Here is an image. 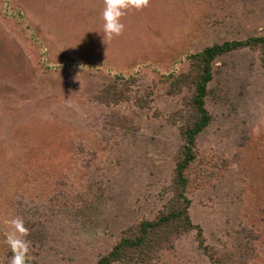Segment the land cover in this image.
<instances>
[{
    "label": "rangeland",
    "instance_id": "rangeland-1",
    "mask_svg": "<svg viewBox=\"0 0 264 264\" xmlns=\"http://www.w3.org/2000/svg\"><path fill=\"white\" fill-rule=\"evenodd\" d=\"M103 6L0 0V264L13 218L27 229L25 264H95L154 217L197 115L190 56L264 35V0H147L104 40ZM212 69V119L196 141L210 180L191 183L190 216L207 244L264 264V62L246 47ZM154 264L216 263L192 231Z\"/></svg>",
    "mask_w": 264,
    "mask_h": 264
},
{
    "label": "trees",
    "instance_id": "trees-1",
    "mask_svg": "<svg viewBox=\"0 0 264 264\" xmlns=\"http://www.w3.org/2000/svg\"><path fill=\"white\" fill-rule=\"evenodd\" d=\"M246 47L259 49L264 62V35L253 36L246 40L216 43L190 56L193 60L192 67L197 68V70L195 69V94L192 102L197 115L196 119L183 129L184 144L176 160L172 184L168 187L172 194L169 195L154 217H143L136 224L131 225L120 242L95 264H113L115 262L119 264H154L163 252L174 250L178 240L192 231H195L198 247L212 262L243 264L248 259L242 250L228 247L214 248L206 243L203 227L195 224L190 216L191 200L188 196L191 183L200 184L210 180L207 174L202 176L203 167L198 162L196 141L198 135L212 119L206 107V98L210 90L208 85L214 76L213 62L219 56ZM109 87L108 89H110ZM112 88L118 89L115 85ZM122 100H124V95H118L114 102ZM191 167L198 170L197 173L189 174ZM66 174L64 171V175ZM32 264L38 263L33 262Z\"/></svg>",
    "mask_w": 264,
    "mask_h": 264
},
{
    "label": "clouds",
    "instance_id": "clouds-1",
    "mask_svg": "<svg viewBox=\"0 0 264 264\" xmlns=\"http://www.w3.org/2000/svg\"><path fill=\"white\" fill-rule=\"evenodd\" d=\"M147 0H103V9L100 13L102 20L101 31L102 39H111L118 36L123 31L124 25L120 18L125 14L127 8H141L146 6ZM11 231L5 235V242L12 251L10 264H25L28 251V242L23 239L27 235V229L23 226V221L13 218L10 222Z\"/></svg>",
    "mask_w": 264,
    "mask_h": 264
}]
</instances>
